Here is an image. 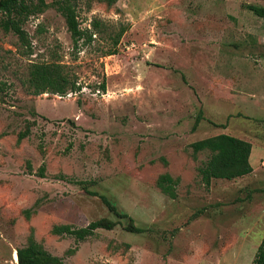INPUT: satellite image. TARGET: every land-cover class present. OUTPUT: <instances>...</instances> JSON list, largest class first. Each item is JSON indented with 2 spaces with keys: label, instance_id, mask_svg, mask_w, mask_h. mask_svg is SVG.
<instances>
[{
  "label": "rangeland",
  "instance_id": "374dc122",
  "mask_svg": "<svg viewBox=\"0 0 264 264\" xmlns=\"http://www.w3.org/2000/svg\"><path fill=\"white\" fill-rule=\"evenodd\" d=\"M109 1L76 0L80 28L103 31L77 51L53 6L25 23L29 48L0 29V264H16L31 234L65 264H252L264 236V19L247 6L264 0ZM103 26L126 29L115 55ZM51 61L81 92L30 94L29 63ZM219 134L251 144L253 171L205 186L209 153L191 144ZM102 218L118 224L82 242L52 232Z\"/></svg>",
  "mask_w": 264,
  "mask_h": 264
},
{
  "label": "trees",
  "instance_id": "16d2710c",
  "mask_svg": "<svg viewBox=\"0 0 264 264\" xmlns=\"http://www.w3.org/2000/svg\"><path fill=\"white\" fill-rule=\"evenodd\" d=\"M107 5L112 4L109 0H103ZM48 6H53L55 10L64 19L67 32L70 35L72 48L77 51L83 44H89L93 41L95 33L103 32L100 30L102 24L93 23V32L80 28L76 14V0H53L47 4L45 0H0V29L5 33L14 34L20 45L29 48L28 35L24 30V25L28 18L33 15L41 14ZM255 16L264 19V7L248 5ZM104 33L109 30L111 32V46L106 51L105 56L116 54V47L125 33V28H119L118 31L110 29L107 26ZM82 43V45H80ZM30 54V53H29ZM28 90L32 95H41L43 93L57 94L66 96L68 93L81 92V85L77 82V78L60 61L51 62H32L28 65V78L26 80ZM97 92H105L106 83L103 79L98 85ZM201 119V113L196 118L193 129ZM30 132L29 126L25 131L20 132L17 141L28 137ZM192 152L196 155L199 152L207 151L209 157L206 162L198 169V173L205 186H209L213 179L233 180L252 173L253 169L249 163L251 155V144L242 139L227 134H219L213 137L202 139L191 144ZM43 168L40 169L42 171ZM158 187L162 193L171 199L176 197L175 186L177 180L172 179L169 175H161L158 179ZM102 201L116 217L127 219L125 230L130 233H142L143 230L134 225V221L128 215L119 213L114 205L106 198L102 197ZM25 217L28 219L30 210L24 211ZM117 221L108 218H102L89 223L83 228H73L69 225H59L52 229L54 235L72 236L76 242H82L86 238L92 236L97 229L113 230L117 225ZM16 264H65L59 257L53 256L46 251L42 245L38 244L31 234L27 239L24 247L15 250ZM252 264H264V236L257 248V253Z\"/></svg>",
  "mask_w": 264,
  "mask_h": 264
},
{
  "label": "built area",
  "instance_id": "2783aa9c",
  "mask_svg": "<svg viewBox=\"0 0 264 264\" xmlns=\"http://www.w3.org/2000/svg\"><path fill=\"white\" fill-rule=\"evenodd\" d=\"M263 166H264V164H263Z\"/></svg>",
  "mask_w": 264,
  "mask_h": 264
}]
</instances>
